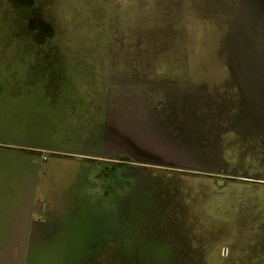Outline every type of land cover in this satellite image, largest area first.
I'll list each match as a JSON object with an SVG mask.
<instances>
[{
  "label": "rangeland",
  "instance_id": "1",
  "mask_svg": "<svg viewBox=\"0 0 264 264\" xmlns=\"http://www.w3.org/2000/svg\"><path fill=\"white\" fill-rule=\"evenodd\" d=\"M0 51L79 149L0 143L41 198L0 197V264H264V0H0Z\"/></svg>",
  "mask_w": 264,
  "mask_h": 264
},
{
  "label": "crops",
  "instance_id": "2",
  "mask_svg": "<svg viewBox=\"0 0 264 264\" xmlns=\"http://www.w3.org/2000/svg\"><path fill=\"white\" fill-rule=\"evenodd\" d=\"M0 143H8L12 145H34L38 147L45 148L47 151L50 152V154L54 153H63V152H69V153H74L77 154L78 152L76 148L70 147L69 141L64 142L66 139H71L73 137H69L67 134H61L60 131L57 133V135H52L50 137L49 143L44 142L45 140H40L41 142H36L34 143L36 136L33 131L27 130L26 123L29 122L30 120H33L37 122L38 114L35 116V118L30 119L33 117V110H34V105L32 102V97H33V92L31 91V86H33L32 79H31V64H30V57L28 54H24L25 52H20L17 53L16 51L13 53L12 57L13 60H17L20 62L19 68H20V77H22L21 81L15 82L14 85H10V83H7L9 81L3 80L4 75H9L10 78H14L15 75H18L17 69L15 68L12 69L11 66L3 64L5 62L6 57H5V52L0 51ZM17 53V54H16ZM34 62V61H33ZM14 63V61L12 62ZM35 64V63H33ZM21 65V67H20ZM34 67V66H33ZM36 68V67H35ZM33 69V71L35 70ZM15 70V71H14ZM26 70V73H25ZM8 78V79H10ZM20 80V78H19ZM37 86V84H35ZM43 88L42 86H40ZM68 113V112H66ZM33 114V115H32ZM32 115V116H31ZM65 115V114H64ZM70 115H67L69 117ZM40 117V114H39ZM33 121V122H34ZM66 136V137H65ZM33 137L35 139H33ZM74 140V139H73ZM33 143V144H32ZM49 144V145H47ZM62 144V145H61ZM73 145L77 146L76 143ZM67 146L69 148H67ZM79 152L82 153L80 150ZM79 153V154H81ZM52 156V155H51ZM50 156V157H51ZM58 158H63V157H58ZM39 159V158H38ZM47 159V158H46ZM30 159L26 160V162L22 165L18 166H8V172L5 171V179H0V197L4 198H10L11 201L18 202L19 200L23 201L26 199V197H29L28 195H33L35 194L37 197L35 199L39 200L41 199L38 194L36 193V185L38 182V179L33 178L35 175V169L36 167H33V162L29 161ZM32 164H29V162ZM53 162H60L57 159L53 158L52 162L50 161L49 164L52 167ZM90 165V164H89ZM50 167V168H51ZM49 168V171H50ZM81 168V167H80ZM47 170V169H46ZM46 170H43L42 172H45ZM88 174L86 180H92L90 175H92V170L90 168L87 171ZM49 174V173H48ZM47 175H41V177H46ZM77 178H79L77 176ZM99 179V178H98ZM96 178V180H98ZM29 180V181H28ZM31 184V187L25 189L26 186H29ZM47 193V192H46ZM44 194V193H43ZM80 199H82L81 195L79 193L76 194ZM80 195V196H79ZM61 196V195H60ZM58 196V197H60ZM65 197V196H64ZM78 197L73 196L72 198L76 200ZM45 200H52L51 197H49L47 194H45L44 198ZM62 199H64L62 197ZM89 199H97V195L89 196ZM10 201V202H11ZM58 201L61 202L58 204V202L52 201L53 203L51 204H43L40 203L41 209L43 208V213H44V218L40 217V223H42V227L45 226V224L49 225L50 220H52V216H54V220L57 217H65L66 213L63 211V205L62 201L60 198H58ZM13 202V203H14ZM9 205V204H8ZM51 206V207H50ZM53 207V208H52ZM5 208V207H4ZM3 208V209H4ZM52 208V209H51ZM3 209L0 210V212L3 213ZM8 210V208H5ZM5 211V210H4ZM16 220V217H15ZM18 222V221H17ZM64 225V224H63ZM62 225V226H63ZM33 227V225H32ZM23 227H21L22 229ZM73 227L71 225H67V227L63 228L62 232H66L69 230L70 232L72 231ZM39 235V234H38ZM37 235V236H38ZM36 239V238H35ZM112 239H107V241H104L102 243V246L104 245L105 242H110ZM88 246L93 250L94 249V244L92 240L88 239L87 242ZM101 248V247H98ZM97 248V249H98ZM33 248L30 246L29 250V258L31 257V252ZM43 250H41L42 252ZM95 252V251H93Z\"/></svg>",
  "mask_w": 264,
  "mask_h": 264
}]
</instances>
